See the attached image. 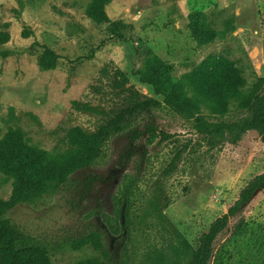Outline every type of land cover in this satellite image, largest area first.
<instances>
[{"label":"rangeland","instance_id":"374dc122","mask_svg":"<svg viewBox=\"0 0 264 264\" xmlns=\"http://www.w3.org/2000/svg\"><path fill=\"white\" fill-rule=\"evenodd\" d=\"M89 1L0 0V31L11 35L0 45L11 51L8 57L0 55V139L10 128H22L44 164L73 156L68 144L72 127L91 131L99 123L98 116L77 110L73 101L97 105L108 100L92 89L109 83L110 77L101 73L105 64L120 67L130 84L157 98L162 96L153 85L141 82L136 70L153 75L163 88L193 96L184 75L211 56H226L246 77L245 93L264 81V0H112L106 12L115 24L89 17ZM24 30L31 35L25 37ZM43 45L61 55L55 69L39 66ZM201 111L211 120H231L245 109L235 100L225 112L208 104ZM147 123L172 137L147 144L144 133L134 156L125 161L121 154L133 128L114 135L104 158L92 166L104 179L91 200H79L72 190L47 193L14 207L10 218L24 230L60 244L66 235L103 229L112 254L123 264H170L174 246L183 241L197 245L250 179L264 172V142L252 130L237 144L209 148L190 122L165 107L144 113L134 127L144 129ZM178 152L180 159L172 169ZM131 179L135 231L125 250L124 210L118 234L92 210L99 207L113 215L114 196ZM12 191L13 179L0 171V200ZM229 222L215 242L213 264H264V186ZM239 222L242 230L234 233ZM52 254L54 264H73L86 252L60 247Z\"/></svg>","mask_w":264,"mask_h":264},{"label":"trees","instance_id":"16d2710c","mask_svg":"<svg viewBox=\"0 0 264 264\" xmlns=\"http://www.w3.org/2000/svg\"><path fill=\"white\" fill-rule=\"evenodd\" d=\"M112 0H90L87 14L99 23L115 24L106 12V6ZM8 27V23L5 24ZM116 35L124 38L117 28ZM25 37L31 35L24 30ZM11 38L8 30L0 31V45ZM125 40V39H124ZM39 57V66L55 69L61 55L47 45H43ZM11 51L0 48V55L8 57ZM93 56V55H91ZM160 62V60H159ZM104 77H110L109 83L92 85L96 93L103 94L108 100L97 105L88 101L74 100L77 110L98 116L99 123L93 130H85L74 126L68 133V144L73 156L61 163H45L43 155L28 145V139L22 128H10L0 139V171L13 179V191L6 200H0V264H54L53 254L57 248L67 247L72 250L86 252L73 264H123L116 260L107 242V233L102 230H91L78 236L66 235L63 243L48 241L34 233L24 230L10 218L9 212L20 203L33 201L40 196L58 191H70L79 200L89 201L95 197L104 179L103 175L94 170V166L105 156L110 139L129 127L133 128L129 143L125 146L121 158L131 159L136 150L137 142L148 134L146 143H153L158 137L159 142L168 140L172 135L159 130L153 123H147L144 129L134 127L144 113L158 108H169L191 123L192 128L202 135L209 148H217L225 143L237 144L249 131H257L264 142V81L257 85L253 92L247 94L243 87L247 82L242 70L226 56H211L191 72L184 75L187 84L192 88L193 96L184 92H176L158 85L153 75L143 70H136L141 82L153 85L156 93L162 98L147 96L130 84L128 75L120 67L111 68L105 64L101 68ZM239 101L245 112L231 120H211L201 111L202 105H210L216 112H225L233 101ZM180 152L176 153L171 162L176 168ZM130 183L123 182L114 196V214L108 215L98 207L92 213L102 214L110 230L114 234L121 231L119 219L124 210L128 250V241L135 231V190ZM264 186V172L246 184L239 198L228 211L216 218L209 228L198 238L197 245L183 241L182 245L174 246L175 255L170 264H213L215 242L230 225V218L235 216L253 197L255 192ZM102 212V213H101ZM242 230L239 222L234 233ZM125 256L123 254L122 258ZM219 264V263H216ZM221 264V263H220Z\"/></svg>","mask_w":264,"mask_h":264}]
</instances>
